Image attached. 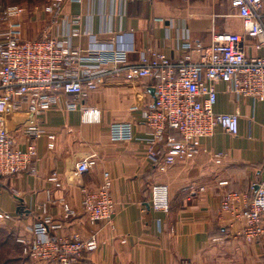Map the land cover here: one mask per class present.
Segmentation results:
<instances>
[{
    "label": "crops",
    "instance_id": "0c3cea01",
    "mask_svg": "<svg viewBox=\"0 0 264 264\" xmlns=\"http://www.w3.org/2000/svg\"><path fill=\"white\" fill-rule=\"evenodd\" d=\"M231 2L82 0L80 4L67 3L63 10L65 15L80 17L76 28L63 20L58 24L63 36L71 29L78 30V36L71 39L75 48L123 50L130 62H138L142 53L156 49L175 61L185 53L181 46L186 36L192 45L187 53L196 58L194 45L207 48L214 32L243 35ZM2 6L0 2V14ZM19 21L25 40L37 38L49 26L45 13L33 14L31 10ZM245 42L251 55H261L253 49L251 39ZM153 99L149 79H106L82 102L99 113L100 123L84 124L78 110L59 107L42 114L38 122L45 134L35 142L34 173L0 177V212L10 217L0 228L12 235L16 254L8 257L13 264H39L22 254L16 238L29 237L27 230L40 219L43 207L60 225L51 230L52 237L76 233L87 240L95 234L98 248L84 254L83 264H264V235L247 244L234 236L237 225L218 216L225 192L253 194L264 179V101L235 96L218 84L213 111L236 114L237 135L216 129L199 140L198 153L191 161L160 173L141 141L146 126L140 112ZM121 121L132 123L134 139L111 142L108 126ZM34 122L25 109L0 115V127L14 138L19 150L29 143L24 128ZM166 134L175 136L171 131ZM216 154L222 155L219 164L213 159ZM84 160H94L95 166L76 175V165ZM53 173L55 180L50 181ZM104 173L111 180L114 216L111 227L101 222L90 227L81 208L80 191L96 190ZM223 181L227 184L220 186ZM161 185L168 189L167 212L150 207V190ZM62 204L75 215L66 218Z\"/></svg>",
    "mask_w": 264,
    "mask_h": 264
},
{
    "label": "built area",
    "instance_id": "2783aa9c",
    "mask_svg": "<svg viewBox=\"0 0 264 264\" xmlns=\"http://www.w3.org/2000/svg\"><path fill=\"white\" fill-rule=\"evenodd\" d=\"M81 2L48 0L41 8L8 6L0 14V115L25 109L35 118L34 124L23 130L29 141L25 150H19L14 138L0 127V177L34 173L35 142L45 134L38 119L49 110L56 107L78 110L82 123H100L99 113L82 102L106 79L153 82V103L140 112L146 126L141 141L160 173L177 163L191 161L198 153L199 140L211 136L216 129L237 135L238 116L213 111L218 84H224L235 96L264 101V0H232L231 7L242 26L241 36L214 32L207 48L200 43L194 45L196 58L187 53L192 45L186 36L181 46L185 53L179 59L172 61L155 49L142 53L138 62H130L123 50L80 49L71 45L78 30L71 29L63 36L58 22H70L76 28L80 17L65 15L63 10L67 3ZM30 10L33 14L45 13L49 26L36 39L25 40L19 18ZM245 39H251L253 49L261 55H251ZM167 129L177 136L166 135ZM108 137L116 143L132 141V123L110 124ZM213 159L219 164L222 155L216 154ZM94 166V160L80 161L75 174L87 173ZM55 176L53 173L49 180L54 181ZM226 184L219 182L220 186ZM110 188V177L104 173L96 190L81 189V208L90 227L100 222L111 227L115 206ZM150 207L154 211H168L166 186H152ZM62 210L66 218L75 215L66 204H62ZM218 216L226 217L231 226L237 225L234 236L247 244L264 235V179L251 197L246 193L225 192ZM9 219L0 212V223ZM59 227L43 207L40 219L27 230L29 237L20 236L16 243L25 257L39 264H83L84 254L97 250L95 234L87 240L76 233L52 237L51 230Z\"/></svg>",
    "mask_w": 264,
    "mask_h": 264
},
{
    "label": "trees",
    "instance_id": "16d2710c",
    "mask_svg": "<svg viewBox=\"0 0 264 264\" xmlns=\"http://www.w3.org/2000/svg\"><path fill=\"white\" fill-rule=\"evenodd\" d=\"M25 1H28V0H25ZM169 131L174 132L173 130L167 129V132ZM174 135L177 136L176 132H174ZM240 193H244V192H240ZM247 195L250 197L252 196V194H247ZM0 238H1L0 240V264H13V262L9 260V257H8V254L10 253H11L10 257L14 255L12 254L14 251V247H13L14 243H13L12 235L6 233L4 230L0 228ZM5 248H8V249L5 250Z\"/></svg>",
    "mask_w": 264,
    "mask_h": 264
},
{
    "label": "rangeland",
    "instance_id": "374dc122",
    "mask_svg": "<svg viewBox=\"0 0 264 264\" xmlns=\"http://www.w3.org/2000/svg\"><path fill=\"white\" fill-rule=\"evenodd\" d=\"M47 1L48 0H28V1H25V0H0L1 4L4 7L22 6V7H26V8L44 6ZM3 6L1 8H4ZM0 240H1V238H0ZM12 254H16V250H14Z\"/></svg>",
    "mask_w": 264,
    "mask_h": 264
}]
</instances>
